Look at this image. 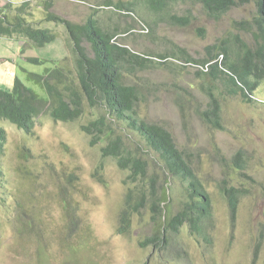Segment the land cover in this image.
I'll use <instances>...</instances> for the list:
<instances>
[{
    "label": "rangeland",
    "instance_id": "rangeland-1",
    "mask_svg": "<svg viewBox=\"0 0 264 264\" xmlns=\"http://www.w3.org/2000/svg\"><path fill=\"white\" fill-rule=\"evenodd\" d=\"M26 1L20 13L25 23L57 37L42 48L24 38H0V58L6 60L0 63V88L11 89L16 75L43 95L27 74L43 75L64 58L69 65L75 59L67 31L46 21L44 7L74 25L91 17L105 31V0H0V9ZM151 1L107 0V33L137 58H117L121 84L136 90L133 111L124 121L107 120L125 151L124 162L113 156L107 136V264H264V79L244 92L247 103L228 77L208 73L211 63L204 64L218 53L211 47L221 46L226 52L218 55V64L233 76L227 69L233 62L241 67L240 42L257 52L252 29L256 0H235L240 5L219 21L190 1L163 12ZM82 47L90 54L87 40ZM29 57L43 63L30 64ZM212 98L220 106L218 125L201 119ZM99 101L94 106L86 101L80 116L69 122L54 121L45 110L31 135L0 119L5 133L0 264H105V131L91 126L105 118ZM139 122L169 132L192 174L189 180L201 187L209 204L208 215L195 222L196 231L188 222L174 230L167 227L162 247L151 242L160 226L141 195L153 191L161 198L165 192L170 198L161 205V222L165 214L184 211L192 198L188 181L170 175L161 156L146 149L135 129ZM137 158L146 162L144 176L132 169ZM231 189L236 190L234 218L227 198ZM31 217L34 228L28 227ZM24 223L25 236H19ZM38 224L45 229L47 246L41 257L36 252Z\"/></svg>",
    "mask_w": 264,
    "mask_h": 264
},
{
    "label": "trees",
    "instance_id": "trees-1",
    "mask_svg": "<svg viewBox=\"0 0 264 264\" xmlns=\"http://www.w3.org/2000/svg\"><path fill=\"white\" fill-rule=\"evenodd\" d=\"M181 1L193 2L200 7V10L207 18L219 21L236 5L239 3L243 4L247 0H241L239 3L235 0H152L151 6L155 7L158 12H163L174 3ZM256 4L258 17L254 18L252 23L253 28H251L255 32L257 41L259 40L257 52L252 51L248 46H245V43L240 42V45L243 46L239 55L241 58L243 56L241 67L238 68L237 64L233 62L227 69L234 77L222 69V64H218V55H223L226 52L221 46H212L211 49L217 48L218 53L210 57V61L207 60L204 63H211L207 67L208 73L215 72V74L228 77L231 87L235 89V93L236 91L241 92L247 103L249 100L246 98L244 92L252 90L255 83L264 79V0H256ZM27 6L28 2L26 1L19 6L13 5V8L8 4L2 10L0 9V38L13 39L14 37H18L16 39H27L38 48L52 43L57 37L56 33L50 30L30 27L25 23L24 18H21L20 13H23V10ZM10 10L14 11V13H10ZM44 10L47 22H55L64 26L68 33L71 51L75 59L69 65L68 59L64 58L52 70H46L43 75L27 74V80L39 86L43 91V95H39L31 88L25 86L16 75L12 76L11 89L0 88V119L8 121L27 135L33 133L36 118L45 110L49 112L50 117L54 121L69 122L80 116L83 104L86 101H88L89 105L94 106L100 102L99 100H103L101 104L105 107V31L91 17L87 18L86 22L82 25H74L50 13L49 7H44ZM118 11L122 10L118 8ZM14 15L16 16L11 20L10 18ZM240 25L244 24L241 23ZM247 26L246 24L245 27ZM115 37L114 34L107 33V120L124 121L127 113H132L133 104L137 96L133 86L121 84L122 73L117 58L126 56L133 59L137 58L130 54L126 48L114 43ZM84 39L90 44V54L82 47ZM221 43H225V40H222ZM5 61L3 58H0L1 64L5 63ZM26 62L34 65H41L43 63L42 60L36 57L26 58ZM223 65L225 67L224 62ZM213 77L216 76L214 75ZM127 117L131 126H133L134 121H132L130 116ZM201 119L213 125H218L220 121V106L214 98H212L210 109L201 113ZM91 126L98 132L101 131L103 133L105 131V118L103 117L94 121L91 123ZM135 129L141 135L146 149L156 152L164 160V169L170 175L176 178H183L189 183L192 203L186 204L185 210L175 216L165 214L166 218L163 222H161V218H163L161 205L169 204L170 198L167 194L164 192L161 198L153 191L148 196L141 195L144 201L149 203L152 219L159 222L158 225L161 229L154 232L151 242L154 245L160 242V247H162V243L165 241L163 231H166L167 227L170 230H174L183 223L188 222L192 224L193 230L196 231L195 222L208 215L209 204L206 196L202 194L201 187L189 180L192 178V174L184 164L182 155L177 150L169 132L160 126L144 122L137 123ZM112 134L114 135V131L107 124V136L110 137L108 147L111 149L110 153L115 157L120 156V159H123L124 162L125 151L121 148L122 140L120 137H113ZM4 141L5 133L0 128V180L3 175L1 154ZM146 167V162L141 159H135L132 164L135 174L142 176L145 175ZM235 193L236 190L234 189L229 190L227 193L231 218H234L237 212ZM34 219L31 217L27 221L29 228L35 227ZM21 226L23 231L20 232L19 236H25V223ZM36 229L41 233L36 239V252L41 257L47 251V246L43 241L45 229L43 231L40 228V224L36 226ZM120 231L122 232V229ZM159 232H161L160 237L158 236Z\"/></svg>",
    "mask_w": 264,
    "mask_h": 264
}]
</instances>
